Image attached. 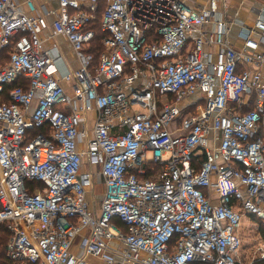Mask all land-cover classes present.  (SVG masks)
<instances>
[{
    "label": "built area",
    "instance_id": "2783aa9c",
    "mask_svg": "<svg viewBox=\"0 0 264 264\" xmlns=\"http://www.w3.org/2000/svg\"><path fill=\"white\" fill-rule=\"evenodd\" d=\"M102 1L106 37L95 63ZM26 5L28 13L0 0L6 259L243 264V221L264 225V2L238 47L225 0L195 10L180 0H59L51 25L46 7ZM152 163L162 167L150 178ZM96 185L102 199L91 210L86 188Z\"/></svg>",
    "mask_w": 264,
    "mask_h": 264
},
{
    "label": "crops",
    "instance_id": "0c3cea01",
    "mask_svg": "<svg viewBox=\"0 0 264 264\" xmlns=\"http://www.w3.org/2000/svg\"><path fill=\"white\" fill-rule=\"evenodd\" d=\"M27 0H18L21 4L23 11L26 13L29 12L27 5ZM190 9H199L208 7L211 0H180ZM36 7L39 10H42L43 7L51 12L48 16V22L51 25L57 19V11L59 8V0H34ZM226 8L223 9L225 17L234 21L235 25L232 27L228 40L235 47L240 45L239 43V34L241 32V26H251L254 24L257 18V10L259 8V3L264 2V0H225ZM211 27H208L210 30ZM51 31L50 28L42 32L43 38L48 37ZM57 43L59 45L61 53L64 55V59L71 68H78V62L75 56V53L72 49L71 44L64 37H57ZM69 86L68 84H65ZM101 186V185H100ZM79 239V241H77ZM72 247V252L76 255H80V241L81 238H77ZM91 264H103L101 261L92 259Z\"/></svg>",
    "mask_w": 264,
    "mask_h": 264
},
{
    "label": "rangeland",
    "instance_id": "374dc122",
    "mask_svg": "<svg viewBox=\"0 0 264 264\" xmlns=\"http://www.w3.org/2000/svg\"><path fill=\"white\" fill-rule=\"evenodd\" d=\"M98 32V30H97ZM7 63V62H6ZM5 65V64H4ZM3 67V66H2ZM196 101L195 98H189L184 101L183 105L192 104ZM189 114L188 109L180 112L174 123L171 125L172 131L175 127L180 126L184 118ZM89 129L92 130L95 124V115L89 113ZM149 157H151L149 155ZM95 191V193H93ZM103 188L100 185L88 186L86 188V198L90 203V209L99 210L100 201L102 199ZM264 225L256 221H252L250 218L243 221V225L240 231V236L243 240V250L241 254V261L243 264L258 262L260 257L264 254V238H263ZM79 241V239L77 240Z\"/></svg>",
    "mask_w": 264,
    "mask_h": 264
},
{
    "label": "trees",
    "instance_id": "16d2710c",
    "mask_svg": "<svg viewBox=\"0 0 264 264\" xmlns=\"http://www.w3.org/2000/svg\"><path fill=\"white\" fill-rule=\"evenodd\" d=\"M103 9H104V2L102 1L101 2V10L98 14V21L94 27V30L96 32V39L93 42V47L91 50L92 53L96 57L95 63H98L99 52H102L104 50V47L102 45V41L106 37V35L101 31V23H100ZM97 30H98V32H97ZM8 60H9V51L1 52L0 53V70L8 63ZM152 167H155V171L151 170ZM161 167H162L161 165H157V164L152 163L150 165L149 173L147 176H149L150 178H153V173L160 171ZM11 236H12V233L8 229L7 224H0V262H1V264H12L8 259H6V256H5L6 246L9 242ZM263 238H264V231H263ZM255 264H264V260H258V262H256Z\"/></svg>",
    "mask_w": 264,
    "mask_h": 264
}]
</instances>
